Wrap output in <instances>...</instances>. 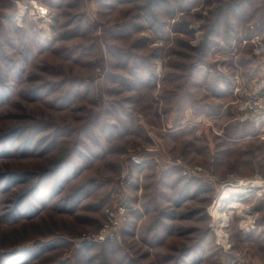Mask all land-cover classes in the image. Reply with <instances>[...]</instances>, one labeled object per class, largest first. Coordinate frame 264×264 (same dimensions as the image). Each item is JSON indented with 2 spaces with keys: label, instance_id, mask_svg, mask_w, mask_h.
<instances>
[{
  "label": "rangeland",
  "instance_id": "rangeland-1",
  "mask_svg": "<svg viewBox=\"0 0 264 264\" xmlns=\"http://www.w3.org/2000/svg\"><path fill=\"white\" fill-rule=\"evenodd\" d=\"M256 37L264 0H0V264H264Z\"/></svg>",
  "mask_w": 264,
  "mask_h": 264
},
{
  "label": "built area",
  "instance_id": "built-area-1",
  "mask_svg": "<svg viewBox=\"0 0 264 264\" xmlns=\"http://www.w3.org/2000/svg\"><path fill=\"white\" fill-rule=\"evenodd\" d=\"M258 44V51H264V43L259 41L256 37L254 40ZM241 112L240 120L243 123L259 124L264 122V78L258 79L246 94L244 100L239 106ZM133 161L141 165V160L136 158ZM185 174H187L185 172ZM130 184V182H127ZM108 219L99 232L85 238L88 243H104L118 237L127 221V207L126 205H119L118 208L108 211Z\"/></svg>",
  "mask_w": 264,
  "mask_h": 264
},
{
  "label": "crops",
  "instance_id": "crops-1",
  "mask_svg": "<svg viewBox=\"0 0 264 264\" xmlns=\"http://www.w3.org/2000/svg\"><path fill=\"white\" fill-rule=\"evenodd\" d=\"M249 39H250V38H246V39H245V40H246V43H248ZM240 47H241V50H240L241 52H240V53L243 54V49H244V47H243L242 45H241ZM257 68H258V67H257ZM263 74H264V59H263V61L261 62V64L259 65V69H258V71H257V75L254 77L251 87L253 86L254 82L257 81L258 78L261 77ZM251 87H250V88H251Z\"/></svg>",
  "mask_w": 264,
  "mask_h": 264
},
{
  "label": "trees",
  "instance_id": "trees-1",
  "mask_svg": "<svg viewBox=\"0 0 264 264\" xmlns=\"http://www.w3.org/2000/svg\"><path fill=\"white\" fill-rule=\"evenodd\" d=\"M41 194H42V192H41ZM128 226H129V225H128ZM128 226H127V227H128ZM23 254H25L26 256H28V255H27L28 253H23ZM13 257H14V258H13ZM15 258H17V259L21 258V255H20V254H13V255H11L10 257L8 256V257L6 258V260H5L2 264H9V263H13V264H21V263L18 262V261H14Z\"/></svg>",
  "mask_w": 264,
  "mask_h": 264
},
{
  "label": "bare ground",
  "instance_id": "bare-ground-1",
  "mask_svg": "<svg viewBox=\"0 0 264 264\" xmlns=\"http://www.w3.org/2000/svg\"><path fill=\"white\" fill-rule=\"evenodd\" d=\"M242 191L238 189H229L226 193L222 196L221 201H225L231 194H241ZM233 208H236V204H233Z\"/></svg>",
  "mask_w": 264,
  "mask_h": 264
}]
</instances>
